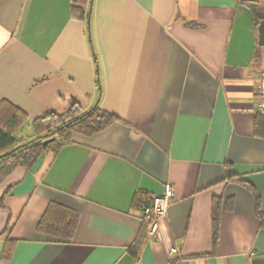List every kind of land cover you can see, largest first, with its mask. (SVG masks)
I'll list each match as a JSON object with an SVG mask.
<instances>
[{"label": "crops", "instance_id": "1", "mask_svg": "<svg viewBox=\"0 0 264 264\" xmlns=\"http://www.w3.org/2000/svg\"><path fill=\"white\" fill-rule=\"evenodd\" d=\"M74 1L0 0V101L30 129L73 103L118 121L3 179L0 264H264L262 47L247 4L264 0H88L84 21ZM166 183L149 234L133 196ZM49 203L77 212L70 238L37 231Z\"/></svg>", "mask_w": 264, "mask_h": 264}, {"label": "trees", "instance_id": "2", "mask_svg": "<svg viewBox=\"0 0 264 264\" xmlns=\"http://www.w3.org/2000/svg\"><path fill=\"white\" fill-rule=\"evenodd\" d=\"M87 3L88 0H75L70 7L71 18L78 21L87 20ZM247 4L252 10L255 26H258L264 21V4ZM27 119L23 111L5 100L0 101V183L17 167L31 168L45 152L57 151L62 145L69 143L72 134L92 136L118 121L117 117L103 111L98 105L81 112L79 106L73 103L63 114L49 113L32 120L31 129L35 137L23 142L15 135ZM48 138H54V141L43 147L42 141ZM254 196L255 213L260 216L259 199L258 196ZM151 199L147 193L135 192L132 204L141 213L144 207L151 204ZM219 211V201H213L211 220L214 239ZM77 219V212L49 203L37 225V231L55 238L68 239L75 230ZM142 239L143 236H140L130 250L134 257L137 256ZM11 247L12 242L5 244L2 258L8 257Z\"/></svg>", "mask_w": 264, "mask_h": 264}, {"label": "built area", "instance_id": "3", "mask_svg": "<svg viewBox=\"0 0 264 264\" xmlns=\"http://www.w3.org/2000/svg\"><path fill=\"white\" fill-rule=\"evenodd\" d=\"M256 84L257 104L255 111L258 116L264 118V47H262L261 65L256 75ZM173 196V188L166 183L163 186L162 194L152 197L151 204L143 208L140 217L149 234L157 230L158 220L166 214Z\"/></svg>", "mask_w": 264, "mask_h": 264}, {"label": "water", "instance_id": "4", "mask_svg": "<svg viewBox=\"0 0 264 264\" xmlns=\"http://www.w3.org/2000/svg\"><path fill=\"white\" fill-rule=\"evenodd\" d=\"M257 32H258V46L264 47V21H261L259 23ZM53 141H54V138L45 139L42 141V146L44 147Z\"/></svg>", "mask_w": 264, "mask_h": 264}, {"label": "rangeland", "instance_id": "5", "mask_svg": "<svg viewBox=\"0 0 264 264\" xmlns=\"http://www.w3.org/2000/svg\"><path fill=\"white\" fill-rule=\"evenodd\" d=\"M31 134V129H30V127H28V125L27 124H25V125H23L22 127H21V130H20V132L18 133V135L19 136H27V135H30Z\"/></svg>", "mask_w": 264, "mask_h": 264}]
</instances>
